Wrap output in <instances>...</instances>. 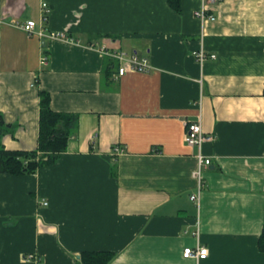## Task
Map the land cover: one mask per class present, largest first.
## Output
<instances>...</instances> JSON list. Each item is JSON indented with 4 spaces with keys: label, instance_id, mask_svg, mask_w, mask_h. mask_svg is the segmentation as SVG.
Wrapping results in <instances>:
<instances>
[{
    "label": "crops",
    "instance_id": "obj_1",
    "mask_svg": "<svg viewBox=\"0 0 264 264\" xmlns=\"http://www.w3.org/2000/svg\"><path fill=\"white\" fill-rule=\"evenodd\" d=\"M41 2L45 30L74 43L19 27L39 25ZM173 4L0 0L2 146L37 148L39 91L78 117L54 162L0 174V264H80L97 251L113 253L108 264H264V0H214L203 22L201 0ZM103 47L150 69L118 77ZM200 50L215 58L199 63ZM187 122L212 140L188 146ZM198 153L210 158L200 184ZM199 246L205 259L182 256Z\"/></svg>",
    "mask_w": 264,
    "mask_h": 264
},
{
    "label": "trees",
    "instance_id": "obj_2",
    "mask_svg": "<svg viewBox=\"0 0 264 264\" xmlns=\"http://www.w3.org/2000/svg\"><path fill=\"white\" fill-rule=\"evenodd\" d=\"M171 5L173 0H169ZM39 136L37 148L32 151L6 150L0 142V174H33L46 164H51L66 150L67 142L77 126V115L55 112L50 106V96L39 91ZM0 115V136L5 130ZM258 249L264 253V225L258 239ZM113 253L107 251L83 252L80 264H108Z\"/></svg>",
    "mask_w": 264,
    "mask_h": 264
},
{
    "label": "built area",
    "instance_id": "obj_3",
    "mask_svg": "<svg viewBox=\"0 0 264 264\" xmlns=\"http://www.w3.org/2000/svg\"><path fill=\"white\" fill-rule=\"evenodd\" d=\"M214 0H201V7L194 12L196 18L200 21L215 20V16L207 13L208 7L207 3L213 2ZM41 20L39 25L34 20H27L24 23L19 24V27L23 29L28 34H35L40 38L49 39H60L66 42H73L71 37H68L65 33H54L47 32L43 27L44 22L47 20L50 13V8L46 2H41ZM77 43V42H76ZM92 46V45H90ZM101 54L109 58L116 63L115 72L118 77L125 75L129 71L146 72L150 69V65L146 58H139L136 54H126L123 51H111L108 49H101ZM195 58L199 63H203L207 58L214 59V54H207L205 51L200 50L194 53ZM47 63V57H44L43 64ZM212 136L207 135L202 130L199 122H187L185 124L184 141L190 147H200L202 143L211 141ZM119 149L115 148L117 153ZM210 164V158L203 156L201 153L197 155V168L193 171V177L200 184L202 179V166H207ZM191 200L197 201L198 195H192ZM47 205V202H44ZM208 255V249L204 246L196 247V249H191L189 247L184 248L182 256L184 258H192L196 260L205 259ZM26 259H35L34 254H29Z\"/></svg>",
    "mask_w": 264,
    "mask_h": 264
}]
</instances>
